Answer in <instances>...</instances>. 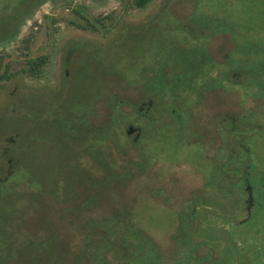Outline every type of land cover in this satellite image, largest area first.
I'll return each mask as SVG.
<instances>
[{
	"label": "rangeland",
	"instance_id": "obj_1",
	"mask_svg": "<svg viewBox=\"0 0 264 264\" xmlns=\"http://www.w3.org/2000/svg\"><path fill=\"white\" fill-rule=\"evenodd\" d=\"M0 33V264H264V0H0Z\"/></svg>",
	"mask_w": 264,
	"mask_h": 264
},
{
	"label": "trees",
	"instance_id": "obj_2",
	"mask_svg": "<svg viewBox=\"0 0 264 264\" xmlns=\"http://www.w3.org/2000/svg\"><path fill=\"white\" fill-rule=\"evenodd\" d=\"M148 1L149 0H132V3L136 7H143ZM96 21L100 22V20H96ZM86 23H87V21H86ZM85 27H86V25H80V28H85ZM89 27L92 28V29L95 28L94 25H92L91 23H90ZM5 32H6V28L4 27V28H2L1 33L4 34ZM3 59L4 58L2 56H0V68H1V66H3V70L0 73V80H2V79L7 80V79H9L13 75L14 71H10V72L7 71V63L6 62H3ZM43 61H44V59L41 56L40 57H33V58H26L25 59V65H24V67H21L20 68V71L22 73L27 74V75H32V74H34V73L37 72V69L43 63ZM83 115H84V112H83ZM69 124L71 125L73 123L70 122ZM77 127L80 128V126H77ZM84 129H83V131H86ZM19 195H23V192H21ZM18 199H22V198H18ZM24 200H25V198H24ZM27 203H29V205H32L35 210L37 208H41L42 209V206L40 204L34 202V200H32V199L29 202H27ZM19 207L17 206V204H15L14 210L12 212H10V214H9L10 217H11V219H12V222L15 223V227L20 226L23 223V220H21L22 217H19L18 215L19 214L20 215H23L22 210L24 212V209H20L19 210ZM11 226H12V223H10L9 226L7 227V228H9L8 229V235L10 234V231H13L12 228H11ZM4 228H6V226L4 225L3 221L0 219V230H1V233H2V229H4ZM35 230L36 229H34V231L33 230H29L28 231V235H26V237H27V241L29 239L30 240H29V242L26 245L35 244V248H39V249L46 250L48 248V245L50 243H52L53 239H55L56 236H58V235H56L55 237H53V235H54L53 232L50 229H45L44 226L42 227V229H39V230H36V231ZM4 231L6 232L7 230L4 229ZM8 235L7 236L6 235H3V238L2 239L5 238L3 240V244L4 245H5V242H6L7 238H8ZM55 241H57V240H55ZM5 249H4V247H2L1 248V251H6V250H7V252L11 251V254L12 253L14 254V252H15L14 256L15 255H19V252H20V251H15L13 248L12 249L11 248H7L6 250ZM1 251H0V253H1ZM55 251H56V247H55ZM115 251L116 252L119 251L118 250V247H117V249ZM48 255L49 254L47 253L46 258H48ZM57 255L58 254L53 255V260L52 261H55L56 260L54 257H56ZM11 258H12V256H11ZM128 260H130V258H128L127 260H125V258H124V261L125 262L128 261Z\"/></svg>",
	"mask_w": 264,
	"mask_h": 264
},
{
	"label": "flooded vegetation",
	"instance_id": "obj_3",
	"mask_svg": "<svg viewBox=\"0 0 264 264\" xmlns=\"http://www.w3.org/2000/svg\"><path fill=\"white\" fill-rule=\"evenodd\" d=\"M128 127H131V130H129L130 132L132 131V130H134L135 129V127H132V126H128ZM127 130H128V128H127ZM137 134L138 133H135V136H137ZM246 192H247V188H246ZM247 201H249L250 203H248L247 204V206H246V213H245V217L244 218H242L241 220H239V221H244L246 218H247V216H249V212H247V209H248V206H249V204H251V199L247 196ZM251 200V201H250ZM260 245H262V247L264 246V244L263 243H259ZM255 247H257V243L255 244ZM257 255V254H256ZM258 256V255H257ZM253 262V261H252ZM253 264H255L254 262H253Z\"/></svg>",
	"mask_w": 264,
	"mask_h": 264
},
{
	"label": "water",
	"instance_id": "obj_4",
	"mask_svg": "<svg viewBox=\"0 0 264 264\" xmlns=\"http://www.w3.org/2000/svg\"><path fill=\"white\" fill-rule=\"evenodd\" d=\"M129 130H131V127H128V130H127V132H129Z\"/></svg>",
	"mask_w": 264,
	"mask_h": 264
}]
</instances>
